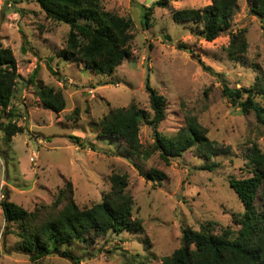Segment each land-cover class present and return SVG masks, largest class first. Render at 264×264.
Here are the masks:
<instances>
[{
	"label": "rangeland",
	"instance_id": "rangeland-1",
	"mask_svg": "<svg viewBox=\"0 0 264 264\" xmlns=\"http://www.w3.org/2000/svg\"><path fill=\"white\" fill-rule=\"evenodd\" d=\"M155 1L102 0L107 10L133 18L135 40L129 59L111 74H97L58 54L69 25L50 19L36 0H0V48L13 51L18 72L12 105L0 114V264H130L144 258L146 264H162L181 246L184 228L198 230L209 221L217 223V229L236 228L233 214L243 212L244 206L229 179L248 175L245 166L254 144L264 152V127L253 113H243L222 95L216 74L223 73L233 87L254 82L259 71L255 65L264 70V22L254 15L249 0H238L232 31L246 28L249 47L233 61L225 51L230 32L207 41L193 32L194 23L172 19L173 9L199 8L212 0H168V8H155L146 29L144 5ZM148 75L167 100V116L158 130L172 136L187 116L197 115L209 128V137L226 150L212 158L218 164L214 170L199 169L207 161L190 151L170 164L159 152L146 158L105 132L100 120L112 109L135 103L152 113ZM38 83L61 91L66 107L60 112L45 109ZM259 100L264 104V98ZM9 122L24 131L7 143L1 124ZM71 136L81 137L85 146L73 143ZM140 141L144 151L155 143L154 131L144 123ZM139 168L159 169L166 178L147 181ZM113 172L129 175L134 215L143 219L141 231L110 233L97 239L89 253L82 244L61 246L80 263L58 254L34 260L22 249L15 225L8 226L4 218V193L32 209L55 201L71 183L75 200L85 206L101 200Z\"/></svg>",
	"mask_w": 264,
	"mask_h": 264
},
{
	"label": "trees",
	"instance_id": "trees-1",
	"mask_svg": "<svg viewBox=\"0 0 264 264\" xmlns=\"http://www.w3.org/2000/svg\"><path fill=\"white\" fill-rule=\"evenodd\" d=\"M47 16L55 22L70 26L60 56L74 63H83L86 69L97 74H111L132 56L135 40L134 20L131 16H120L107 10L102 0H36ZM254 15L264 22V0H249ZM253 3V4H252ZM156 7L168 8V0H156L151 6L144 5V28L151 27ZM240 6L238 0H212L199 8L173 9L172 19L178 23H194L203 39L213 41L230 32L227 56L239 61L248 52L247 29L232 31V21ZM179 47H184L182 44ZM207 69H211L206 66ZM259 69L250 86L233 87L223 73H217L222 85V95L243 113H253L257 122L264 127V70ZM213 71V70H212ZM36 71L30 77L34 82ZM215 73V72H213ZM17 61L10 48H0V114L12 105L17 85ZM37 94L45 109L60 112L66 107L62 92L42 83L37 84ZM146 90L149 93L152 113L132 103L127 107L110 110L100 120L105 132L113 138L122 139L137 154L147 158L159 152L161 159L170 164L187 151L205 158L199 169L212 171L217 163L212 158L225 153L222 143L209 137V128L202 124L197 115L185 118V124L172 136L158 130L166 119V98L152 85L147 76ZM207 95V93H205ZM78 110L71 114L75 117ZM75 115V116H73ZM146 124L154 131L155 143L146 151L140 141V129ZM7 143L24 131L17 123L1 124ZM71 141L85 146L79 136ZM248 175L229 179L231 188L244 206V211L233 214L236 228L217 229V223H201L198 230L184 228L182 243L171 255L162 259V264H264V152L257 144L249 149L246 163ZM140 175L147 181L161 183L166 173L159 169L147 172L139 168ZM110 189L99 202L80 206L75 200L71 183L51 203H42L29 209L10 199L6 193L1 201L4 218L8 226L15 225L16 235L21 239L22 249L34 260L52 254L80 259L61 249L64 244L93 246L97 239L110 233L139 232L143 219L134 215V197L129 190V175L113 172ZM130 264H146L145 258Z\"/></svg>",
	"mask_w": 264,
	"mask_h": 264
}]
</instances>
